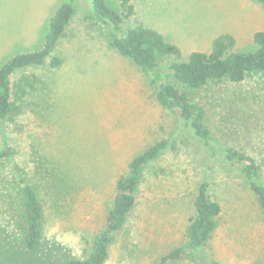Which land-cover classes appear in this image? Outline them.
Masks as SVG:
<instances>
[{"label": "rangeland", "instance_id": "374dc122", "mask_svg": "<svg viewBox=\"0 0 264 264\" xmlns=\"http://www.w3.org/2000/svg\"><path fill=\"white\" fill-rule=\"evenodd\" d=\"M70 0H0V67L10 58L44 46L51 17ZM127 23L159 30L192 51H210L215 37L232 33L236 50L257 49L264 31L259 0H133ZM122 12L120 0H108ZM111 27L91 16L88 0L57 45L62 65L18 71L39 78L19 101L13 121H0V207L5 211L24 182L36 185L44 209V241L66 254L87 258L93 237L106 227L117 180L130 164L161 140H172L144 170L137 200L110 248L106 264H155L175 248L171 264H264V219L259 201L241 171L221 150L233 147L257 160L264 156V73L241 82H210L190 92L205 109L212 140L205 146L180 115L160 104L149 77L110 44ZM174 58L161 63V70ZM221 203L217 228L198 249L188 227L202 182Z\"/></svg>", "mask_w": 264, "mask_h": 264}, {"label": "trees", "instance_id": "16d2710c", "mask_svg": "<svg viewBox=\"0 0 264 264\" xmlns=\"http://www.w3.org/2000/svg\"><path fill=\"white\" fill-rule=\"evenodd\" d=\"M264 3V0H259ZM119 13L108 0H88L91 16L111 27L110 44L122 56L131 59L149 77L156 88L160 104L177 112L191 132L205 146H211L212 136L205 121V109L192 99L194 92L210 82L230 80L241 82L256 72L264 73V31L254 34L255 50H236L237 40L232 33L219 34L210 51H192L183 60L180 46L169 42L159 30L143 25L127 24L136 14L133 0H120ZM76 12V0L60 6L49 23L44 46L36 51L18 54L0 67V121H13L21 112L19 101L36 90V74H24L13 79L20 70L49 65L59 67L63 59L56 53L57 45L66 35L67 27ZM174 58L167 65L161 63ZM172 140H161L133 159L130 172L118 178L114 205L107 216L106 227L93 237V248L87 258L66 254L63 264H106L110 248L123 229L137 200V190L145 168L166 149L174 148ZM9 152L0 148V157ZM222 157L236 166L249 183L263 210L264 219V156L257 160L252 155L228 147L221 150ZM195 217L187 233L190 247L204 246L217 228L222 211L219 201L209 194V183L204 181L195 200ZM44 209L36 185L24 182L20 194L5 211L0 207V264H58L54 252L58 249L44 241ZM182 249L175 248L155 264H171L181 258Z\"/></svg>", "mask_w": 264, "mask_h": 264}]
</instances>
